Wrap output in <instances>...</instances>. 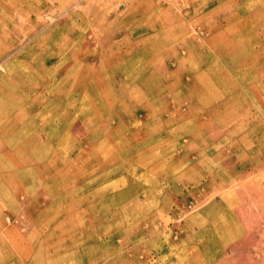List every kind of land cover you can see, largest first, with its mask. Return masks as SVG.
I'll return each mask as SVG.
<instances>
[{
  "label": "rangeland",
  "instance_id": "1",
  "mask_svg": "<svg viewBox=\"0 0 264 264\" xmlns=\"http://www.w3.org/2000/svg\"><path fill=\"white\" fill-rule=\"evenodd\" d=\"M0 264H264V0H0Z\"/></svg>",
  "mask_w": 264,
  "mask_h": 264
}]
</instances>
